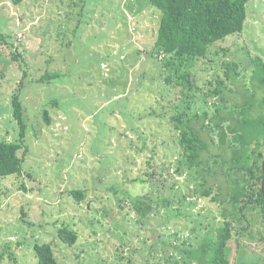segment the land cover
I'll list each match as a JSON object with an SVG mask.
<instances>
[{"label": "rangeland", "instance_id": "374dc122", "mask_svg": "<svg viewBox=\"0 0 264 264\" xmlns=\"http://www.w3.org/2000/svg\"><path fill=\"white\" fill-rule=\"evenodd\" d=\"M158 25L148 0H0V32L8 39L0 45V140L20 143L22 158L21 172L2 180L0 264H37L41 242L52 244L61 264H197L187 250L217 234L222 211L197 195L201 177L179 161L168 117L177 96L153 49ZM215 47L220 54L190 62L194 87L184 94L198 114L242 102L244 80L231 83L221 65L235 61L249 80L264 60V0H250L244 29ZM217 76L230 88L227 103L204 91ZM15 93L27 125L22 140ZM202 123L193 121L209 147L206 178L225 195L232 183L222 157L230 152ZM75 189L84 200L73 197ZM252 217V234H241V246L232 241V264H264V220ZM62 226L77 233L75 244L59 239Z\"/></svg>", "mask_w": 264, "mask_h": 264}, {"label": "trees", "instance_id": "16d2710c", "mask_svg": "<svg viewBox=\"0 0 264 264\" xmlns=\"http://www.w3.org/2000/svg\"><path fill=\"white\" fill-rule=\"evenodd\" d=\"M22 1L12 0L16 5ZM249 1L148 0L150 6L159 12V25L153 49L162 57L160 60L161 75L164 81L173 85L172 90L177 96L176 99L172 97L175 105L170 106L171 111L168 112V117H170L171 127L176 130L178 144L182 149L183 157L179 161L190 173L201 177L202 182L196 184L197 195L217 205L224 217V222L216 229L218 231L214 237L204 235L195 248L187 250V254L193 255L197 264H232L231 261L234 258L229 256L232 241L241 246L243 244V240H240L241 234H252L249 232V227L254 224L253 215L255 218L260 216L264 220V194L262 192L264 60L256 61L249 80L240 76L237 70L238 63L235 61L224 62L221 65L222 74L231 83L240 79L244 80V91H241L242 102L235 103V108L225 113L219 107L216 108L213 116L209 115L207 110L198 114L191 110L192 97L184 94L185 89L193 90L194 87L192 73L189 69L190 62L208 57L213 50L215 54H220L215 47L216 42L244 29ZM7 43L6 35L0 32V45ZM14 57L16 59V56ZM171 74L175 75L176 82L173 81ZM212 79L216 81V85L210 81L209 86L204 90L206 95L219 96L224 103H227L225 93L230 88L225 85L223 77L217 76ZM183 94L184 98L181 99ZM11 106L13 117L19 126L20 140H22L27 125L19 94H13ZM44 118L49 122L46 111ZM196 119L203 122L207 120L208 123H202V126L209 131V137L212 139L211 135L217 133L219 144L230 152L228 158L222 157L226 165V168L222 170L228 176V182L232 183L225 195L219 185L209 184L206 178L211 166L209 156L203 158V153L209 147L193 124ZM20 150V143L0 140V194L2 193V180L21 172ZM219 156L215 154L213 158ZM162 176V173L154 176V183L158 188L159 183L164 184V180L160 179ZM72 195L77 201L85 198V194L79 189L73 190ZM227 210L230 211L227 213ZM234 222L238 226H242L243 223L244 225L240 229H235ZM58 237L62 242L73 245L78 236L74 230L62 226L58 228ZM261 238L264 239V236ZM239 252L241 255V250ZM34 253L37 264H61L50 242L35 243ZM99 264L114 263L103 261Z\"/></svg>", "mask_w": 264, "mask_h": 264}, {"label": "water", "instance_id": "95a60500", "mask_svg": "<svg viewBox=\"0 0 264 264\" xmlns=\"http://www.w3.org/2000/svg\"><path fill=\"white\" fill-rule=\"evenodd\" d=\"M262 168H263V172H264V160H263V162H262ZM262 192H263V194H264V178H263V180H262Z\"/></svg>", "mask_w": 264, "mask_h": 264}]
</instances>
